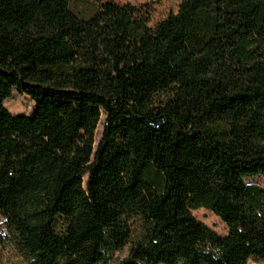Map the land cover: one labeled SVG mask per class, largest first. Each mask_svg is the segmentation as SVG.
Instances as JSON below:
<instances>
[{
	"label": "trees",
	"instance_id": "1",
	"mask_svg": "<svg viewBox=\"0 0 264 264\" xmlns=\"http://www.w3.org/2000/svg\"><path fill=\"white\" fill-rule=\"evenodd\" d=\"M70 2L0 0L7 243L24 264H264V0H181L153 26Z\"/></svg>",
	"mask_w": 264,
	"mask_h": 264
},
{
	"label": "rangeland",
	"instance_id": "2",
	"mask_svg": "<svg viewBox=\"0 0 264 264\" xmlns=\"http://www.w3.org/2000/svg\"><path fill=\"white\" fill-rule=\"evenodd\" d=\"M111 1L118 4H132L137 8V16L148 19V25L153 26L169 13L177 12V6L181 0H71L70 8L80 18H88L97 13L100 5L104 2ZM4 107L13 115L30 116L33 114L35 106L29 96L20 94L13 90L10 99L4 101ZM104 116L100 117V121L94 132L96 145L101 138V133L104 125ZM248 183L260 185L264 188V178L247 177ZM194 217L211 230L219 235H225L227 232L225 224L210 211L205 209H198L193 212ZM5 231L0 226V264H24L23 260L18 256L17 252L9 245L4 237ZM126 254L124 251L119 257L122 258ZM248 264H252L249 262Z\"/></svg>",
	"mask_w": 264,
	"mask_h": 264
}]
</instances>
